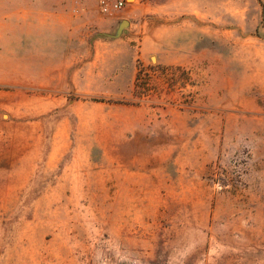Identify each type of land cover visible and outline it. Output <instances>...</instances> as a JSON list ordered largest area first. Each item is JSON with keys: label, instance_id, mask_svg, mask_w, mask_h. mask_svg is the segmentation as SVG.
I'll list each match as a JSON object with an SVG mask.
<instances>
[{"label": "rangeland", "instance_id": "374dc122", "mask_svg": "<svg viewBox=\"0 0 264 264\" xmlns=\"http://www.w3.org/2000/svg\"><path fill=\"white\" fill-rule=\"evenodd\" d=\"M107 1L0 0V264H264V0Z\"/></svg>", "mask_w": 264, "mask_h": 264}, {"label": "trees", "instance_id": "16d2710c", "mask_svg": "<svg viewBox=\"0 0 264 264\" xmlns=\"http://www.w3.org/2000/svg\"><path fill=\"white\" fill-rule=\"evenodd\" d=\"M181 68L176 67V68H169V67H164V68H159V70L162 73L169 72V71H174V70H180ZM147 70H145L142 67H138V72L135 78V83H134V90H133V97L136 98L137 100H123V99H106V98H99L95 99L96 101L100 102H108V103H116V104H124V105H133L137 106L141 103V99L146 96L145 93L149 92V86H148V80L146 79Z\"/></svg>", "mask_w": 264, "mask_h": 264}, {"label": "crops", "instance_id": "0c3cea01", "mask_svg": "<svg viewBox=\"0 0 264 264\" xmlns=\"http://www.w3.org/2000/svg\"><path fill=\"white\" fill-rule=\"evenodd\" d=\"M190 2L198 3L199 0H161L160 2L152 4L150 8L151 14L158 18L169 19L176 13L182 14V11ZM160 34L161 28L157 27L155 36L157 37L158 42L160 41L158 38Z\"/></svg>", "mask_w": 264, "mask_h": 264}, {"label": "built area", "instance_id": "2783aa9c", "mask_svg": "<svg viewBox=\"0 0 264 264\" xmlns=\"http://www.w3.org/2000/svg\"><path fill=\"white\" fill-rule=\"evenodd\" d=\"M126 0H117L115 3L105 2V11H109L110 9H121L124 5H126Z\"/></svg>", "mask_w": 264, "mask_h": 264}, {"label": "water", "instance_id": "95a60500", "mask_svg": "<svg viewBox=\"0 0 264 264\" xmlns=\"http://www.w3.org/2000/svg\"><path fill=\"white\" fill-rule=\"evenodd\" d=\"M125 23H126V22H125ZM125 23H124V24H125Z\"/></svg>", "mask_w": 264, "mask_h": 264}]
</instances>
